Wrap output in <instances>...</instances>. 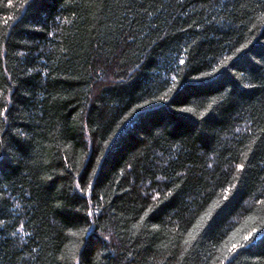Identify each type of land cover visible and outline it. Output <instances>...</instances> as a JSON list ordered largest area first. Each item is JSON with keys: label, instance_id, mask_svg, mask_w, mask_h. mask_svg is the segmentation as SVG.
Returning a JSON list of instances; mask_svg holds the SVG:
<instances>
[{"label": "trees", "instance_id": "16d2710c", "mask_svg": "<svg viewBox=\"0 0 264 264\" xmlns=\"http://www.w3.org/2000/svg\"><path fill=\"white\" fill-rule=\"evenodd\" d=\"M0 113V264H264V0H0Z\"/></svg>", "mask_w": 264, "mask_h": 264}, {"label": "snow or ice", "instance_id": "6c2138e0", "mask_svg": "<svg viewBox=\"0 0 264 264\" xmlns=\"http://www.w3.org/2000/svg\"><path fill=\"white\" fill-rule=\"evenodd\" d=\"M237 51H239V49H237ZM181 64L184 63L183 60L180 61ZM215 71V69L213 70ZM202 75H210V74H202ZM186 111H192L191 108H188L186 109ZM0 115H3V113H0ZM238 168H243L244 165L243 164H240V165H237ZM211 213H208V215H210ZM143 219V218H141ZM203 219V217L201 218ZM257 232V229L255 227H253L250 231L247 232L246 235L242 236L240 238V240L244 241L245 243H241L240 240H236V242L234 243H231L230 247L227 248V252L230 254V253H233L234 251H236L237 249L239 248H243L246 246V243H250L251 242V239L253 238V234ZM192 239H195V236H192ZM186 243H188V241H185ZM225 259H228V256L226 255L225 256Z\"/></svg>", "mask_w": 264, "mask_h": 264}]
</instances>
